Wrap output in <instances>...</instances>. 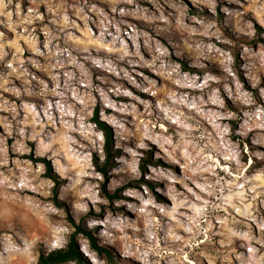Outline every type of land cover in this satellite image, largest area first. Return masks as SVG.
Returning a JSON list of instances; mask_svg holds the SVG:
<instances>
[{
    "label": "clouds",
    "instance_id": "1",
    "mask_svg": "<svg viewBox=\"0 0 264 264\" xmlns=\"http://www.w3.org/2000/svg\"><path fill=\"white\" fill-rule=\"evenodd\" d=\"M29 2L33 7H29L25 13L19 3L0 0V29L11 31L15 36L8 40L5 31H0V62L8 68L6 75L0 73V89L20 100L19 105L0 101V111L11 116V119L0 116V127L3 128V135H0V193L25 189L37 191L38 184L53 187L51 180H39L43 165L33 167L30 162L21 159L34 151L37 158L50 161L53 173L64 181L60 191L64 194L63 200L70 214L77 223L81 222L77 217H84V229L92 232L101 246L113 245L115 240L120 239L126 242L122 255L134 256L142 264H161V259H164V264H183V260L187 259L183 256V248L178 250V259L172 255V246L176 242L195 244L200 236L212 243L209 230L214 227L212 221L215 219L219 222V229L212 232V236L219 235L216 243L221 248H232L239 241L243 251L235 253L238 264H264V253L256 247L257 244L264 247V216L254 208L257 197H261L260 203L264 204V171L245 176L248 165L242 163L243 154H247L249 165L253 155L264 157V153L249 151L248 143L250 140L253 146L264 147V87L260 86L259 81V74H264V45L257 43L253 50L241 44L240 63L237 66L231 53L214 43L200 40L190 45L184 41V46L194 48L199 57L212 54L217 61L215 69L221 75L205 72L201 77L181 71L180 63L172 60L174 54L178 60L186 59L189 68L205 67L198 62L199 57L194 63L191 58L183 56L180 44L173 43L169 37L175 29L189 36L215 37L218 43L233 46V41L223 37L215 21L206 22L198 16H191L187 19L200 27L185 24V8L176 0H165V4L176 12L173 17L175 25L165 16L164 6L159 0H147L159 15L149 13L136 0H102L108 6L111 17L95 3L89 4L88 0H83L80 5L78 0L74 15L83 21V32L88 39L81 40L75 35L80 25L66 14V8L54 9L49 6L48 12L54 13L50 22L55 25L56 33L47 26L41 29L45 36V50H42L38 46L35 29L29 32L28 27L34 20H44L39 3L50 5V0ZM249 2L259 4V9L253 10L252 19L264 28V0ZM192 3L199 11L207 7L213 16L216 15V0H192ZM226 3L236 6L221 9L226 17L225 25L233 37L236 40L256 37L252 21H245L243 27L239 26L242 13L236 9L244 6L241 0H226ZM121 4L133 7H119ZM85 6L97 19L92 20L84 11ZM129 17L151 25V30L161 34V40H168L174 52L170 53L147 32L137 31L128 22ZM232 19L236 20L235 27L228 24V20ZM89 21L98 29V36L92 33ZM60 36H63V47L52 43ZM125 36L132 41L131 49ZM141 38L144 52L150 59H145L140 51ZM21 39L26 41L28 50L34 56L44 57L45 64L32 57L28 58L27 63L46 74L51 80V87L46 80L28 72L22 59L24 48L19 45ZM260 39H264V35ZM6 47L13 53L11 63L5 61L8 55ZM138 69H147L167 84L158 87L156 79L149 78ZM237 71L251 91L241 83ZM13 76L21 77L23 91L14 85L8 87L9 78ZM137 76L140 77L139 81ZM32 80L36 81V86H33ZM117 81H124L129 87L125 88ZM132 88L150 99H142L130 90ZM194 91L199 95H192ZM113 96H123L128 102L118 103ZM225 98L236 111L229 110ZM97 103L100 106V121L113 129V151H120L119 155L112 157L109 177L127 176L131 180H139L143 175L145 180L162 185L156 190L171 203L170 207L157 203L146 184L139 185L142 192L125 188L121 195L136 201L126 204L127 211L142 219V229L119 214L113 217L111 213H106L103 220L88 215L85 197H88L96 212L100 211L96 207L98 203H108L100 199L98 184L85 183L83 179L85 176L99 181L104 179L101 173L93 169V152L101 166L108 159L104 150L105 133L92 122ZM208 104L214 110L206 111ZM206 116H211L212 134L207 133L200 123V118ZM229 121L235 122L234 126ZM166 125L177 129L176 139L167 134ZM157 127L161 131L157 132ZM9 139L12 140L10 146ZM29 142L34 144V149L28 146ZM149 144L157 147L153 159L163 160L170 167L148 163L145 165L147 171L141 173L140 160L143 151H150ZM9 150L16 157L11 161L13 167H8ZM173 169H179V174ZM217 169H222L224 175H220ZM177 184L183 187L184 192L177 190ZM116 187H122V181L110 179L109 191H114ZM44 195H50V192ZM152 209L162 219L158 220ZM188 210H191V215ZM237 215L241 219H236ZM253 224L259 237L253 234ZM7 228L11 229L12 226L9 224ZM127 229L142 234L143 240L127 243L130 239ZM178 230H183L188 238L178 235ZM114 232L118 235H114ZM14 235L15 240L0 231V264H10L17 256L29 260L32 257V250L39 238L29 235L22 225H17ZM69 235L71 233L65 227L59 232H49L41 242L46 252L63 250ZM75 239L89 264H102L91 249V240L83 232L76 233ZM82 240H87L88 246ZM161 242L165 247H160ZM222 258L226 264H231L227 253ZM68 264L77 262L69 261Z\"/></svg>",
    "mask_w": 264,
    "mask_h": 264
},
{
    "label": "rangeland",
    "instance_id": "2",
    "mask_svg": "<svg viewBox=\"0 0 264 264\" xmlns=\"http://www.w3.org/2000/svg\"><path fill=\"white\" fill-rule=\"evenodd\" d=\"M136 2L137 4L140 5V7L147 8L149 10V13L155 12L156 15H159V13L156 12V9L153 7V5L148 3L147 0H136ZM159 2L161 5L164 6L165 16H168L169 20L172 21V24L175 25L176 21L175 19H173V17L176 16V12L172 11V9L168 6V4H165V0H159ZM16 3L20 4L21 8L24 10L25 13L29 7H33V5L30 4L29 0H13V4H16ZM88 3L89 4L95 3L97 7L102 8L111 17L112 14L109 11L108 6L104 2H102V0H88ZM176 3L182 4V6L185 8V11H186V18L184 20L185 24H188L195 28L200 27L199 24L191 21L190 19H187V17H191V16H198L204 19L206 22L215 21L220 32L223 34V37L233 41V46H229L226 44L218 43L215 37L209 39V38H204V37L195 36V35L189 36V34L186 32H181L179 30L174 29L172 32V36H170L169 39H172L173 43L180 44L182 55L185 57L191 58V60L194 63L197 62L199 54L194 48L190 49L188 47H185L183 43L184 41H187V43L190 45L200 40H203L204 43H214L217 45V47L229 51L231 55L233 56V58L235 59L237 66L240 63L239 49H240L241 44H246L249 48H252L253 50H255L257 43L264 45V39H260L261 35H264V28H261L259 24H257L256 21L252 19L253 10L254 9L258 10L259 4H256L254 2L250 3L249 0H241V3L244 6L242 8L236 9L237 11L242 13L241 17L239 18L240 19L239 26L243 27L245 21H252L256 29V37H254L251 40H248L247 38L236 40L235 37H233L232 33L228 31V27H226L225 25V20H226L225 14L221 11V9L224 7L235 8L236 6L227 4L226 0H216V15L213 16L209 12L207 7H203V11H199L197 7H195L194 4L192 3V0H176ZM79 4L82 5L83 0H79ZM49 6H51L54 9L66 8L67 9L66 14L71 19L76 20V22L80 25V30L76 31L75 35L81 40L88 39V37H86L83 32V29H84L83 21L74 15V8L78 6V0H50V5L46 3H39V11L44 16V20L43 21L34 20L33 24L28 27L29 32H31L33 28L35 29V35L38 37V46L42 50H45L44 49L45 36L43 32L41 31V29L44 26H47L53 31V33H56L55 25H53L50 22V17L54 15V13L48 12ZM119 7L131 8L133 6L121 4L119 5ZM84 11L87 12L92 17V20L97 19L95 14L89 12L87 6H85ZM170 12L172 13L171 15H169ZM127 19L129 23L135 26L137 31L147 32L150 37H152L155 40H159L160 43H162L166 48H168L170 53L174 52V49L169 44L168 40H161L160 38L161 34H158L151 30V27H152L151 25H149L148 23H145L143 20H138L136 18L129 17ZM228 24L235 27L236 20L235 19L228 20ZM160 26L164 27L163 24H161ZM89 27L91 28L93 34H95L96 36L99 35L98 29L91 21H89ZM0 31H5V30L0 29ZM5 36L7 37L8 40H12L15 38L14 34L11 31H5ZM124 38L125 40H127L129 47L131 49L132 41L128 38V36H125ZM52 43L53 45L59 44L60 47H63L64 46L63 36H60L59 39L54 40ZM19 45L20 47L24 48L22 59L25 60V67L27 68L28 72L31 74H34L40 79L46 80L49 83V86L51 87V80L49 79V77L46 74L42 73L41 71H38L33 66L27 63L28 58L32 57L35 59H39L41 64H45L46 61L44 57L34 56V54L28 50L26 41L23 39L19 41ZM140 45H141L140 51L142 54L145 55V59H150L147 53L144 52L143 38H141L140 40ZM5 51L8 53V55L5 57V61H8L11 63L12 57H13L12 51L10 50L9 47H6ZM172 60L174 62L180 63L181 71H186L192 74L199 75L201 77L205 74V72L210 73L215 76L221 75V73L217 72L215 69V64L217 63V61L212 56V54L206 53L205 56L199 57L198 62L205 65L203 69L189 68L188 62L186 59L178 60L174 54L172 55ZM123 66L127 67V65H123ZM138 71H143L144 74L148 76L149 78L156 79L158 87L164 84H167L166 81L157 79V77L153 75L147 69H138ZM7 72H8V68L5 66L3 62H0V73H4L6 75ZM237 75L240 77L241 83L244 84V87L248 89V84L244 80L243 76L239 73V71H237ZM136 79L139 81L140 77L137 76ZM259 81H260V86L264 87V74H259ZM93 82L94 83L96 82L95 73H93ZM117 83L124 84L125 88L129 87L127 83L124 81H117ZM32 84L33 86H36V81L32 80ZM13 85L17 88H20L21 91H23L22 84H21V77L19 76L10 77L9 82H8V87H11ZM130 90H132L136 95L141 96L142 99H150V97L144 96L142 93L137 92L136 89L134 88ZM248 90L251 91L252 89H248ZM93 95H95V93H93ZM192 95H199V93L194 91L192 92ZM112 98L114 100H117L118 103L121 101L128 102L123 96L121 97L113 96ZM2 100H6L10 104L15 103L19 105L20 103V100L15 95L11 94L10 92L4 91L3 89H0V101ZM205 100H207V96H205ZM225 103L228 106L229 110L236 111V109H233L231 107V102L228 101L227 98H225ZM138 107L140 106L138 105ZM205 110L209 111V110H214V109L212 105L208 104L205 106ZM141 111H143L142 107H141ZM99 113H100V106L97 103L94 109V115L92 117V122L96 123L97 125L98 123L95 120V116L97 115L99 119ZM109 114H114V113L110 112ZM0 116H8V118L11 119V116L5 111H0ZM210 120H211V116L202 117L200 118V123L203 129L207 133L212 134L213 128L210 123ZM229 123H232L233 126L235 124V122L233 121H229ZM165 127H166L167 134L172 135L173 138L176 139L177 129L174 127H169L167 125ZM110 129L112 131V136H113V129L111 127ZM156 131L159 132L161 131V129L157 127ZM0 135H3L2 127H0ZM77 139H79V137H77ZM145 142L147 143L148 141H145ZM248 143H249V151L253 153L254 152L264 153V147L253 146L250 140L248 141ZM8 144L10 146L12 144V140L9 139ZM113 144H114V139H113ZM28 146L33 149L35 147L34 144H32L31 142L28 143ZM149 148H150V151H143V154L140 160L139 166H140L141 173H145L147 171L146 167L143 170L142 164L146 165L148 163H153L154 165L158 164L164 168L170 167V165L165 164L163 160L153 159L154 153L157 151V147L154 144H149ZM116 151H117L116 155H119L120 154L119 149H117ZM161 155H163L162 152H161ZM9 157H10V163L8 167H13V165L11 164V161L15 160L16 157L12 154L11 150H9ZM146 157H150L151 160L146 161L145 160ZM21 159L30 162L33 167H35L36 165H43L44 170L40 173L39 180L40 181L51 180L53 187L48 188L46 184H38L37 191L25 189V190H20V191L8 190L5 193H0V231L6 232L8 235H11L13 239L15 240L16 237L14 235V231L17 230V225H22L29 235L38 237L39 239H37L36 245L32 250V257L30 260L17 256L13 258L12 261L10 262V264H37L40 252L45 250L44 245L41 242L44 236H46L49 232H59L62 228H65V227L69 229V232L71 233V235L72 234L76 235V233H80L76 229L77 224L79 223H77V220L73 218V216L70 214L68 210L66 203H64V200H63L64 194L60 191L61 184L64 183V181H62L61 178L58 176L60 179V183L56 185V183L46 175L47 174L46 173V163L42 160L44 158H37L34 155V151H33L32 154L23 156L21 157ZM81 163L83 162L81 161ZM221 163H223V161H221ZM242 163H244L245 165H248V167L246 168L244 172L245 176H253L256 174H260L262 171H264V157H257L253 155L251 157V164L249 165V159H248L247 154H243ZM97 164L98 162L96 159V153L93 152L92 153L93 169L103 175L104 177L103 181L95 180L88 176H85L83 179L85 183L90 182L93 184H98L99 187L97 191H98V195L100 199L107 200L108 203L107 205L98 203L96 207H98L100 211L96 212L92 204L88 201V197H85L84 198L85 202H88V209H89L88 215L89 216L97 220H103L106 218V213H111L113 217L119 214L121 217H126L128 220L137 223V225L142 229L143 228L142 219H138L136 215L127 211V208H126L127 203H135L136 201L132 200V198L130 197L121 195V193L124 191L125 188H133L135 190L142 192L143 189L139 187L140 184L147 185V187L152 193L153 198L156 200L157 203H163L164 205L168 207L171 206L170 201L165 199V197L161 196L160 193L156 190L158 186L162 187V185H157L153 181L145 180L143 175H141V178L139 180H131L127 176L109 177L108 170L106 173H103L99 169V166L101 165L99 164L97 165ZM111 166H112V161H111V164L108 166V169ZM4 170L7 174V170L6 169ZM173 171H176L177 174H179V169H173ZM216 171L220 175H224L222 169H217ZM110 179H116L118 181H122V187L115 188V190H118L120 188L121 189L118 192L117 197H115L114 199H110L107 197L108 192L109 193L113 192V191H109L108 189V184H109ZM176 188L178 191L184 192V189L180 184H177ZM45 192H50V195H47V196L44 195ZM185 194L187 195V193ZM189 198L191 199V197ZM260 199L261 197H257L256 203L254 204V208L259 213V215L264 216V204L260 203ZM117 202H119V204ZM152 211L156 213L158 220L162 219L161 215L158 212H156L155 209H152ZM181 211H184V209H181ZM229 211H231V209H229ZM188 213L189 215H191L192 214L191 210H188ZM77 219L81 221L80 224H83V219H84L83 216H79L77 217ZM236 219H241V218L237 215ZM212 223L214 227L211 230H209V236L211 237L212 243H209V240L204 239L203 236H200L198 238V242L195 244H184L182 242H176V244L172 246L171 248L172 255L179 259V257L177 256L178 250L180 248H183V256L187 257V259L183 260V264H189V262H191V264H226V261L222 258V255L224 253H227L228 259L231 260V264H238L235 253H239L243 251V249L239 247V241H236L232 248H228V249L221 248V246L218 243H216L220 239L219 235L212 236V232L218 231L219 222L214 219ZM9 224L12 226L11 229L7 228V225ZM96 230L99 231V228H97ZM126 233H127V236L130 238L127 241V243H132L133 241L137 239L143 240L142 234L134 233L131 229H127ZM177 234L185 237V239L188 238V234H186L183 230H178ZM253 234L259 237V233L256 229L255 224H253ZM71 235L66 237L67 241H69V239L71 238ZM114 235H118V234L114 232ZM82 242L85 244V246H88L87 240H82ZM125 243H126L125 241L117 239L115 240L113 245H108V244L104 245V247L112 255V259L107 257V255L104 252H99L95 250L94 248H92V246H91V249L95 252L96 259L102 262V264H142V262L139 261L134 256H123L122 255L124 251ZM77 246L80 251L78 244ZM133 247H135L134 244H133ZM160 247L162 248L165 247L163 242H161ZM256 247L260 248L261 253H264V247H261L259 244H257ZM210 258H213V259H210ZM83 259H84L85 264H89L88 260L85 259L84 255H83ZM68 262H63L59 264H68ZM161 264H164V259H161Z\"/></svg>",
    "mask_w": 264,
    "mask_h": 264
},
{
    "label": "trees",
    "instance_id": "3",
    "mask_svg": "<svg viewBox=\"0 0 264 264\" xmlns=\"http://www.w3.org/2000/svg\"><path fill=\"white\" fill-rule=\"evenodd\" d=\"M95 120L98 123L99 127L103 129L106 137V143L104 145V150L107 154V162L103 166H99L100 171L103 173H106L108 170V166L111 164L112 157L116 155L117 151H113V136H112V131L110 127L104 123H102L97 115L95 116ZM46 163V175L51 178L56 185L60 183L59 177L53 173L50 161L46 159H42ZM146 161L151 160L150 157L145 158ZM98 165V164H97ZM142 168L144 170L145 164H142ZM121 189V188H120ZM120 189L113 191L112 193L107 194V197L110 199H114L117 197L118 192ZM77 231L83 232L86 237H88L91 240V246L95 250L99 252H104L107 257L112 259V255L110 252L104 247L98 244L96 237L92 234V232H88L84 229L83 224H77ZM76 261L78 264H85L84 259H83V254L79 251L77 242L75 239V234L71 235V238L69 239L67 246L63 250H52V251H41L38 257V262L37 264H59L63 262H68V261Z\"/></svg>",
    "mask_w": 264,
    "mask_h": 264
}]
</instances>
